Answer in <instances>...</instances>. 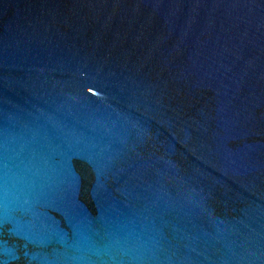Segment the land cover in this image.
I'll use <instances>...</instances> for the list:
<instances>
[{"label": "water", "instance_id": "1", "mask_svg": "<svg viewBox=\"0 0 264 264\" xmlns=\"http://www.w3.org/2000/svg\"><path fill=\"white\" fill-rule=\"evenodd\" d=\"M0 264H264V0H0Z\"/></svg>", "mask_w": 264, "mask_h": 264}]
</instances>
